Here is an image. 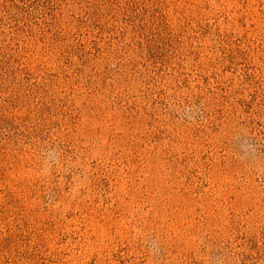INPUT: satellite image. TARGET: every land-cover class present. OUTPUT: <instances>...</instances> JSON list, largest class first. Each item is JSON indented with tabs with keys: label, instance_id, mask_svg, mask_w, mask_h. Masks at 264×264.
I'll list each match as a JSON object with an SVG mask.
<instances>
[{
	"label": "rangeland",
	"instance_id": "obj_1",
	"mask_svg": "<svg viewBox=\"0 0 264 264\" xmlns=\"http://www.w3.org/2000/svg\"><path fill=\"white\" fill-rule=\"evenodd\" d=\"M0 264H264V0H0Z\"/></svg>",
	"mask_w": 264,
	"mask_h": 264
}]
</instances>
